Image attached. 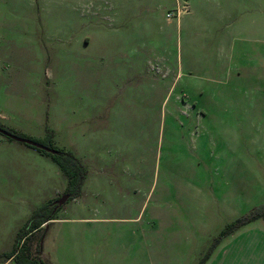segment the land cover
<instances>
[{
	"label": "rangeland",
	"instance_id": "obj_1",
	"mask_svg": "<svg viewBox=\"0 0 264 264\" xmlns=\"http://www.w3.org/2000/svg\"><path fill=\"white\" fill-rule=\"evenodd\" d=\"M0 125L105 180L36 232L44 263L200 264L264 208V0H0ZM68 181L0 133V264Z\"/></svg>",
	"mask_w": 264,
	"mask_h": 264
},
{
	"label": "trees",
	"instance_id": "obj_2",
	"mask_svg": "<svg viewBox=\"0 0 264 264\" xmlns=\"http://www.w3.org/2000/svg\"><path fill=\"white\" fill-rule=\"evenodd\" d=\"M0 133L2 135L4 133L15 135L1 125ZM36 142L57 152L56 154H51L47 151L27 145L29 147L37 149L42 154L51 155L54 158L61 171L68 177L69 180L68 189L64 195H68L69 200H74L80 197L82 187L87 176L86 168L82 160L77 158L70 151L56 148L55 146H53L52 142ZM60 208L61 206H58L56 203H48L35 210L27 223L19 231L15 242L14 251L12 253L3 255L6 261L15 260L17 264H46L40 258L41 241H39L38 247L36 246L35 248L33 238L36 235V232L38 233L44 231L45 227L48 226L50 222L55 220L56 213ZM262 217H264V208L261 210H254L247 216L237 220L234 224L228 226L227 229H225L214 241L211 252L204 257L200 264L207 263L215 248L223 241L224 238L232 236L240 228Z\"/></svg>",
	"mask_w": 264,
	"mask_h": 264
},
{
	"label": "crops",
	"instance_id": "obj_3",
	"mask_svg": "<svg viewBox=\"0 0 264 264\" xmlns=\"http://www.w3.org/2000/svg\"><path fill=\"white\" fill-rule=\"evenodd\" d=\"M98 178L86 176L81 196L83 194L95 197L102 196L103 192L100 185L105 180H99ZM110 182L113 183L112 180ZM76 200L78 198L72 201L75 202ZM83 208L89 207L85 204ZM89 220L93 219H82L81 221ZM144 244L146 247L149 245L147 242H144ZM122 261L124 263V260ZM207 264H264V231L258 230L257 233H245L237 238H230L227 243L219 248L218 252L212 256Z\"/></svg>",
	"mask_w": 264,
	"mask_h": 264
},
{
	"label": "water",
	"instance_id": "obj_4",
	"mask_svg": "<svg viewBox=\"0 0 264 264\" xmlns=\"http://www.w3.org/2000/svg\"><path fill=\"white\" fill-rule=\"evenodd\" d=\"M4 136L16 141V142H19V143H22V144H26V145H30L32 147H35V148H38V149H41V150H44V151H47L51 154H56L57 152L48 148V147H45L43 146L42 144L36 142V141H32V140H28V139H24V138H21V137H18V136H14V135H10L8 133H4L3 134ZM69 200V196L68 195H64L63 197H61V199H59L56 204L58 206H63L65 205Z\"/></svg>",
	"mask_w": 264,
	"mask_h": 264
}]
</instances>
